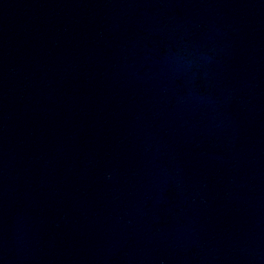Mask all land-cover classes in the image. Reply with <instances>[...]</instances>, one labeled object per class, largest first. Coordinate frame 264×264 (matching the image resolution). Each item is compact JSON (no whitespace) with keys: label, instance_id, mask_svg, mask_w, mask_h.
Segmentation results:
<instances>
[{"label":"water","instance_id":"1","mask_svg":"<svg viewBox=\"0 0 264 264\" xmlns=\"http://www.w3.org/2000/svg\"><path fill=\"white\" fill-rule=\"evenodd\" d=\"M0 264H264V0H0Z\"/></svg>","mask_w":264,"mask_h":264}]
</instances>
